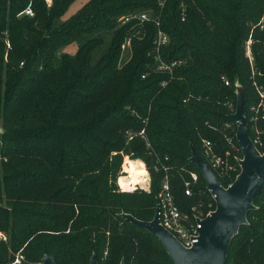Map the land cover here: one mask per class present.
<instances>
[{
	"label": "trees",
	"instance_id": "trees-1",
	"mask_svg": "<svg viewBox=\"0 0 264 264\" xmlns=\"http://www.w3.org/2000/svg\"><path fill=\"white\" fill-rule=\"evenodd\" d=\"M29 1L0 0V263L19 252L22 264L44 255L89 264L93 254L97 264H173L123 214L150 221L165 176L182 212L214 210L191 147L223 187L234 181L242 158L231 118L237 85L249 135L256 125L264 151V119L250 120L256 88L264 90V0H88L60 22L74 0H31L33 15H20ZM143 11L148 20L118 21ZM158 29L168 42L156 52ZM127 39L131 56L119 66ZM72 43L73 54L60 52ZM157 54L183 62L162 72ZM204 140L220 166L204 156ZM123 154L144 163L125 167L144 185L148 172V190H118ZM253 204L225 264H264V191Z\"/></svg>",
	"mask_w": 264,
	"mask_h": 264
},
{
	"label": "water",
	"instance_id": "water-1",
	"mask_svg": "<svg viewBox=\"0 0 264 264\" xmlns=\"http://www.w3.org/2000/svg\"><path fill=\"white\" fill-rule=\"evenodd\" d=\"M238 87V88H237ZM236 105L231 118L236 124V142L242 153L240 172L234 181L223 187L207 162L191 147L189 160L196 164L206 187L215 201V208L200 221L199 240L185 248L177 238L159 223L158 206L150 221H142L131 214H123L130 222L153 234L163 245L173 264H225L231 240L239 228L247 224V213L255 208L254 200L264 191V151L260 152L249 135L245 116V98L242 87L236 86ZM42 264H56L44 255ZM89 264H97L93 254ZM120 264H124L121 260Z\"/></svg>",
	"mask_w": 264,
	"mask_h": 264
},
{
	"label": "built area",
	"instance_id": "built-area-1",
	"mask_svg": "<svg viewBox=\"0 0 264 264\" xmlns=\"http://www.w3.org/2000/svg\"><path fill=\"white\" fill-rule=\"evenodd\" d=\"M47 6H50L52 3V0H44ZM32 1L30 0L27 6L20 12V15H27L32 16L33 15V9H32ZM138 17L140 20H148L151 16L146 11H143L139 14H124L121 15L118 18V21L121 24L126 23L131 18ZM158 24V23H157ZM262 27V25H260ZM168 42V36L165 32H163L161 29H158L155 36V51L158 52L160 47L165 45ZM252 37L251 35L248 36L247 40L245 41V56L249 60L250 64H252L253 61V55H252ZM129 39H127L122 47L124 48L126 45L129 46ZM156 68L159 71L167 72L169 74H172V71L174 68L180 66L183 62L182 59H175L172 61H164L160 58L159 54L156 55ZM226 84L228 82H225ZM162 85L166 84V81L161 82ZM257 94L259 96V100L256 105H253L250 107V120L254 123L256 122L257 117H260L261 119H264V90L261 87H257ZM260 112V115H259ZM254 130V136L251 138L253 144L256 146L257 144L260 145V133L258 130V127L255 125L253 127ZM141 135H143L144 130H142ZM129 135V138H132V133L127 132ZM238 145V144H237ZM239 147V146H238ZM240 149V148H239ZM203 154L208 159L209 163L212 167H218L223 163L222 158L217 155L212 148V144L209 140H204L203 142ZM128 155L123 154V159L121 163V175L119 173L118 178V185L121 190L120 186V179L122 178L124 182L127 184L130 180V172L125 167L126 163L136 161V159H133L131 157H127ZM147 175H141L140 178L147 180L145 177ZM193 181L197 179L196 173L192 172L190 174ZM141 183H137L135 185V189L140 186ZM131 186V185H129ZM185 194L191 195V188H190V180L185 181ZM142 188L145 189V186H142ZM148 190V189H146ZM122 191V190H121ZM212 196V195H211ZM213 198V196H212ZM214 199V198H213ZM158 206L159 211V223L161 226H163L166 230H168L175 238L179 240V242L185 247L190 248L199 240V229L201 227L200 221L203 220L211 211H208L206 213H203L201 210L196 208L195 206L191 207L190 213L182 212L179 207L175 204L173 200V196L170 192L169 183H168V177L165 176L162 182V188L157 196V202L156 207ZM25 261L24 255L21 253L15 254L14 258L10 261L9 264H21ZM2 264V263H0ZM8 264V263H5ZM42 262L40 261V263Z\"/></svg>",
	"mask_w": 264,
	"mask_h": 264
},
{
	"label": "rangeland",
	"instance_id": "rangeland-1",
	"mask_svg": "<svg viewBox=\"0 0 264 264\" xmlns=\"http://www.w3.org/2000/svg\"><path fill=\"white\" fill-rule=\"evenodd\" d=\"M88 0H74L70 5L69 7L67 8V10L65 11V13L59 18L58 22L60 21H63L65 19H67L68 17H70L71 15H73L85 2H87ZM147 13L149 14V16H151V13L150 11H147ZM77 46H76V43H72L70 45H66L64 48H62L60 50V52H67V53H70V54H73L76 50ZM98 51L95 52V54L97 53ZM131 56V52H130V49H129V46H125L123 49H122V53H121V57L119 59V66H121L122 64H124L126 61L129 60ZM238 88V87H237ZM236 88V89H237ZM235 110V109H234ZM0 131H1V128H0ZM253 135H254V132H253ZM261 145V144H260ZM230 148L233 149L234 151H236V148L234 146V142L233 144L230 145ZM260 151V150H259ZM260 152H263V151H260ZM128 155V154H126ZM127 157H130V156H127ZM135 159H138V158H135ZM239 159V158H238ZM120 175H121V172H120ZM119 175V176H120ZM147 175L145 178L147 179V183H149V174L148 172H146ZM119 176H117L116 178V186L118 188V190H120V187H119V183H118V178ZM144 185V183H141V187H137V188H140V189H144L142 188V186ZM147 186V185H146ZM149 189V187H148ZM146 190V189H144ZM0 236H3L1 233H0ZM19 253V252H18ZM40 263V262H38ZM22 264V263H21Z\"/></svg>",
	"mask_w": 264,
	"mask_h": 264
},
{
	"label": "clouds",
	"instance_id": "clouds-1",
	"mask_svg": "<svg viewBox=\"0 0 264 264\" xmlns=\"http://www.w3.org/2000/svg\"><path fill=\"white\" fill-rule=\"evenodd\" d=\"M137 183H139V181L136 179V174L133 173L131 180H129L127 184L124 182V180L120 181L121 190L122 191H134L135 185Z\"/></svg>",
	"mask_w": 264,
	"mask_h": 264
},
{
	"label": "crops",
	"instance_id": "crops-1",
	"mask_svg": "<svg viewBox=\"0 0 264 264\" xmlns=\"http://www.w3.org/2000/svg\"><path fill=\"white\" fill-rule=\"evenodd\" d=\"M136 160L139 161V162L141 163V165L145 168L144 163H143L140 159H136ZM146 185H147V186H146ZM144 186H145V189H148V187H149V183L145 184Z\"/></svg>",
	"mask_w": 264,
	"mask_h": 264
}]
</instances>
